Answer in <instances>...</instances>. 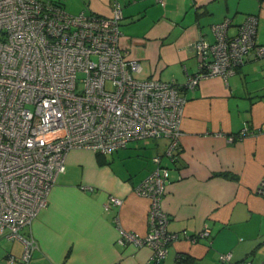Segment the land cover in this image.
Returning <instances> with one entry per match:
<instances>
[{"label":"crops","instance_id":"0c3cea01","mask_svg":"<svg viewBox=\"0 0 264 264\" xmlns=\"http://www.w3.org/2000/svg\"><path fill=\"white\" fill-rule=\"evenodd\" d=\"M50 1L71 14L111 10V0ZM119 2L123 53L138 60L139 79L156 74L183 84L198 71L192 44L200 38L213 42L212 26L224 19L232 37L255 15V38L264 44V0ZM184 94L173 160L163 155L165 138L133 142L103 157L88 149L68 152L47 205L20 232L37 245L26 264H154L149 247L117 241L116 220L139 235L147 232L149 200L134 188L155 169L156 154L167 168L162 196L167 229L194 234L204 225L210 228L195 242L172 241L163 264H228L218 259L223 252H231L233 262L264 264V195L257 191L264 180V58L244 61L227 77H202ZM109 195L122 198L121 205L105 207ZM22 251L21 240L0 238V264ZM181 256L188 260L180 262Z\"/></svg>","mask_w":264,"mask_h":264},{"label":"built area","instance_id":"2783aa9c","mask_svg":"<svg viewBox=\"0 0 264 264\" xmlns=\"http://www.w3.org/2000/svg\"><path fill=\"white\" fill-rule=\"evenodd\" d=\"M122 17L119 0H111L108 15L71 14L50 0H0V238L23 243L22 254L8 256L6 264L31 258L36 242L20 232L47 205L71 149L107 154L165 138L163 155L173 160L182 135L184 90L195 88L202 77H227L244 61L264 58L255 15H248L232 37L224 19L212 26L213 42L200 38L192 44L198 71L183 84L156 74L139 79L134 76L138 60L123 53ZM161 158L153 156L155 169L134 188L149 200L147 232L129 231L115 219L117 241L149 247L154 264H163L172 241L195 242L210 233L207 225L194 234L167 229L162 205L167 168ZM257 191L264 195V180ZM121 203L109 195L105 207ZM218 259L252 264L233 262L231 252L219 253Z\"/></svg>","mask_w":264,"mask_h":264},{"label":"trees","instance_id":"16d2710c","mask_svg":"<svg viewBox=\"0 0 264 264\" xmlns=\"http://www.w3.org/2000/svg\"><path fill=\"white\" fill-rule=\"evenodd\" d=\"M178 153H179V150H178ZM97 155H98V157H103V155L101 154V153H97ZM188 260V258H183L182 256H181V258H180V262H182V261H184V262H186Z\"/></svg>","mask_w":264,"mask_h":264},{"label":"rangeland","instance_id":"374dc122","mask_svg":"<svg viewBox=\"0 0 264 264\" xmlns=\"http://www.w3.org/2000/svg\"><path fill=\"white\" fill-rule=\"evenodd\" d=\"M158 140H163V139H158Z\"/></svg>","mask_w":264,"mask_h":264}]
</instances>
